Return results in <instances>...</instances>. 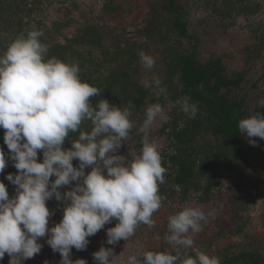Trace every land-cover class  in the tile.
I'll list each match as a JSON object with an SVG mask.
<instances>
[{
  "label": "clouds",
  "instance_id": "clouds-1",
  "mask_svg": "<svg viewBox=\"0 0 264 264\" xmlns=\"http://www.w3.org/2000/svg\"><path fill=\"white\" fill-rule=\"evenodd\" d=\"M43 35L36 28L22 33L0 55V129L9 150L6 160L0 148V173L8 161L17 170L5 176L16 186L12 198L0 181V260L8 254L9 264H24L41 252L43 245L38 241L47 236V245L61 256L60 264H87L84 259L73 261L72 249L86 250L88 238L113 220L115 227L106 231L108 245L128 241L141 224L155 227L153 215L162 207L159 186L165 182L167 169L148 132L158 118L167 117L161 104L147 107L140 128L142 147L138 154L131 153L129 162L118 153L134 127L132 102L121 108L102 99L93 106L91 98L101 90L81 80L78 64L46 59ZM139 55L145 69L154 67L152 56L143 51ZM144 86L157 98L166 93L158 78L145 80ZM177 103L184 113L196 116L190 97ZM260 104L264 106V100ZM258 114L263 113L257 111L238 121L242 135L264 139V116ZM85 122L91 123L90 131L81 130ZM70 133H78V138L65 148ZM249 142L256 146L255 140ZM74 160L78 161L75 167ZM64 186L72 187L62 193ZM53 198L62 202L63 217L50 228L54 213L47 202ZM209 215L201 207H185L169 216L164 240L174 246V254L144 251L129 256L127 264H221L220 258L204 252L190 254L193 236L203 230ZM117 257L113 248L103 246L93 253L95 264H116Z\"/></svg>",
  "mask_w": 264,
  "mask_h": 264
},
{
  "label": "trees",
  "instance_id": "trees-1",
  "mask_svg": "<svg viewBox=\"0 0 264 264\" xmlns=\"http://www.w3.org/2000/svg\"><path fill=\"white\" fill-rule=\"evenodd\" d=\"M199 1L204 9L212 10L216 17L224 20L238 15L239 10L244 13L247 10L254 11L252 6L244 7L245 0ZM61 2L66 3L65 0ZM67 3L72 8H77L73 0H68ZM146 5L147 13L141 18V23L132 36L145 43L138 44L134 38H129L125 30L106 26L104 22L99 24L94 18H86L87 23L75 28L70 37L67 30H72L76 25L73 21H52L50 30L62 38L64 44H50L51 50L46 59L56 58L62 62L78 64L81 80L101 90L100 95L91 98L93 106L106 99L111 105L123 108L131 101L132 121L142 117L151 104H173V108L168 109L171 121L158 128L154 135L149 134L156 140H169L168 147L172 154L166 158L164 156L162 166L167 169L166 181L178 188H170L172 198L176 195L185 199L193 193L204 202L213 196L223 177L233 176V173L241 176L248 167L252 171L250 179L259 177L260 173H264V139L249 138L239 132L238 121L252 114L247 113L243 101L230 99L222 92L240 85L243 75L230 80L223 76L220 60L202 63L197 55L198 40L188 33L184 22V16L188 12L177 5V0H146ZM184 5L189 7L187 2ZM129 11L131 12L123 0H105L103 12L108 18L128 23L129 16L126 13ZM41 14L46 20L47 15L43 11ZM30 20L28 31L33 28L42 31L40 25L34 24L33 19ZM255 41L245 47L252 62L259 60L264 54V34L260 40ZM146 43L151 44L153 51L140 49ZM80 48H84L86 52L83 53ZM141 51L155 59L153 68H158L156 74L159 75L161 87L166 89V93L159 98L152 89L144 86V72L139 55ZM201 84L203 89L200 88ZM184 97H190V103L197 107L194 118L184 113L181 104L177 103ZM91 127L90 122H85L81 130L90 131ZM77 138L78 133H70L69 141H65L64 147L71 145L70 141ZM142 138L143 134L137 137L140 143ZM250 140H255L256 146ZM132 142L129 136L118 154L131 157V153L136 152L132 150ZM3 145L4 141L0 140V148ZM6 173L16 174V171L7 170ZM5 176L1 175L0 179L4 180ZM262 184L261 180L257 182L258 186ZM245 202L244 199L236 201L239 216L212 235V239L203 237L204 242L198 244L190 254L194 257L197 251L204 252L210 257L220 258L221 264H264V207L250 221L243 220L240 207ZM244 209L247 210V204ZM55 224L58 222L50 220L49 227ZM208 228L212 226L208 225Z\"/></svg>",
  "mask_w": 264,
  "mask_h": 264
},
{
  "label": "rangeland",
  "instance_id": "rangeland-1",
  "mask_svg": "<svg viewBox=\"0 0 264 264\" xmlns=\"http://www.w3.org/2000/svg\"><path fill=\"white\" fill-rule=\"evenodd\" d=\"M67 1L65 0L66 3L56 2L51 6V9H48L46 26L50 27L52 21H64L67 19L73 21L76 25L72 30H67L68 37L74 33L75 28L87 23L86 18H94L99 24L104 22L106 26L118 27L125 30L131 39L134 38L132 36L141 23V18L147 13L146 0H123L126 7L131 10V12L126 13L129 16L127 18L128 24L125 20L117 22L114 18H108L103 12L105 0H73L77 5L76 9L72 8ZM187 4H189V31L199 41L197 44V55L202 63L207 64L215 61L214 59L220 60L221 67L223 68V76L230 80L236 79L239 75H243L244 77L240 85L225 89L222 92L230 99L239 102L243 101L245 103V109H247V113L250 115L257 110H263L264 112V106L260 104V101L264 100V54L253 64L247 63L245 58V47L254 44L257 39L260 40L264 34V0H245L244 7L246 5L252 6L251 8L254 11L247 10L244 13L242 10H239L238 15H234L231 19L227 20L216 17L210 9H204L199 0H187ZM177 5H180L179 1ZM100 15H102L101 18ZM55 35L57 34H53L51 37L55 42H63V39ZM134 40L138 44H141L140 42L145 43V41H141L137 37ZM143 40H146V38H143ZM149 43H146L143 45L144 48L141 47L140 49L153 51V47ZM109 45L112 47L111 44ZM80 49L83 53L86 52L84 48ZM106 67L109 66L106 65ZM141 67L144 72V81H151L155 78L159 79V75L156 74L158 68L145 69L142 64ZM253 85L256 86L253 87ZM161 105L164 108V113L167 118L164 120L158 118L148 134L154 135L158 128L166 122L171 121L168 109L173 108V104L166 102L164 105ZM141 134L144 135L140 131V128L130 132V137L133 141L131 147L137 153H139L142 147V144L137 139ZM150 139L158 145L162 160L164 156L166 158L172 154V150L168 147V139L162 138L156 140L152 136ZM126 157L131 162V157ZM73 165L74 167L77 166L78 161L74 160ZM90 170L88 168L85 171L87 173ZM246 170L241 173V176L233 173V176L223 177L218 188L213 192V196L204 202L193 193L185 199L176 195L172 198L169 194L170 188L175 190H178V188L172 184L170 185L165 179V182L159 186V193L164 199L162 201V207L153 215V219L156 221L155 227L149 229L148 226L141 224L128 241L121 240L116 245H108L106 243V231L108 228L115 227L117 221L113 220L111 224H106L104 229L88 238L89 244L86 250L77 251L73 248L70 258L73 261L84 259L87 264H95L93 253L99 251L102 246L105 248H113L114 254L118 256L116 258V264H127L129 256L140 255L144 251L167 250L174 254V246L169 245L164 240V236L167 234L168 217L178 213L185 207H201L206 213H210L207 223L203 224V230L193 236L194 248L204 242L202 241L203 237L212 239L214 234H217L220 229H224L226 224L231 223L237 215L239 216V209L236 208L235 204L236 201L239 202V200L243 199L246 201L240 207V216L243 217V220L250 221L264 207V173H260L261 175L258 174L259 177L250 179V173L252 171H249L250 167L246 168ZM260 180L263 184L258 186L257 182H260ZM71 187L66 186L68 190H71ZM61 192L63 193V191ZM246 204L247 210L244 209ZM47 205L49 209L53 208L50 210L58 215V219L54 220L60 222L63 217V204H58L50 200V204ZM208 225L212 226V228H208ZM156 235L160 236L159 240L154 238ZM47 238L46 236L38 241L43 245L41 252L33 258L25 260L24 264H45V262L47 264H60L61 256L58 252H53L51 247L47 245ZM139 259L142 260L143 257ZM9 260L10 257L8 254H5L4 258L0 260V264H9Z\"/></svg>",
  "mask_w": 264,
  "mask_h": 264
},
{
  "label": "flooded vegetation",
  "instance_id": "flooded-vegetation-1",
  "mask_svg": "<svg viewBox=\"0 0 264 264\" xmlns=\"http://www.w3.org/2000/svg\"><path fill=\"white\" fill-rule=\"evenodd\" d=\"M180 2L179 7L181 9H185V11L188 12V15L184 16V22L186 23V27L188 30V33L191 35L189 28H190V22H189V7H186L184 5V2H187V0L181 1L177 0V2ZM56 2H61L59 0H0V55H2L5 51L7 46L20 34L26 33L28 30V24H30L31 20L33 19V23H37V25H40L43 37L41 38V41L43 44H45L49 49L50 44L53 45L54 43L56 45L64 44L63 42L58 41L55 42L53 40L52 35L56 34L54 31L50 30V27H47V18H48V9H51V6L54 5ZM148 10V7H147ZM41 11L44 12V14L47 15L46 20L42 18ZM47 11V12H46ZM30 17V18H29ZM43 23V24H42ZM51 24V23H50ZM31 26L33 24L31 23ZM58 36V35H55ZM49 39V40H48ZM51 39V40H50ZM62 39V38H61ZM186 38H184L185 40ZM199 42V41H198ZM246 53V61L247 63L253 64L249 58V54ZM257 61V60H256ZM255 61V62H256ZM200 88L203 89V85H200ZM264 115V112L261 111ZM145 119V113L142 115V117H137V119H133L134 127L131 131H134L138 128H141L143 121ZM4 137V130L0 129V140H3ZM71 145L66 146L65 148H70ZM3 151L6 155L7 160V154L9 150L7 149V146L3 145ZM38 162H42V153H38ZM15 170L17 173V170L13 166V163L11 161H8V166L5 168L3 173H0L1 175H8L9 173H6L7 170ZM15 173V172H13ZM54 179V178H52ZM5 180V181H4ZM0 179V181L5 182L7 190L9 192V197L12 198L15 193L16 186L12 185L9 181H7L5 178ZM62 189V190H61ZM60 191H68L66 186L61 188ZM52 201H55V203L62 204V202H58L55 199H52ZM47 204H50V201L47 202ZM48 206V205H47ZM53 209V208H50ZM54 215L50 218V220L58 219V215L53 211ZM57 222V220H54ZM59 223V221H58Z\"/></svg>",
  "mask_w": 264,
  "mask_h": 264
},
{
  "label": "water",
  "instance_id": "water-1",
  "mask_svg": "<svg viewBox=\"0 0 264 264\" xmlns=\"http://www.w3.org/2000/svg\"><path fill=\"white\" fill-rule=\"evenodd\" d=\"M258 115L264 116L263 114H258Z\"/></svg>",
  "mask_w": 264,
  "mask_h": 264
}]
</instances>
